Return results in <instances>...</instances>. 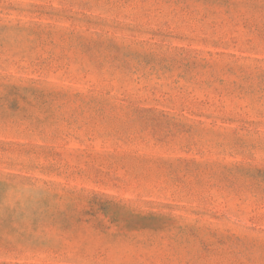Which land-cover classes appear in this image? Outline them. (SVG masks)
I'll list each match as a JSON object with an SVG mask.
<instances>
[{
    "label": "rangeland",
    "instance_id": "obj_1",
    "mask_svg": "<svg viewBox=\"0 0 264 264\" xmlns=\"http://www.w3.org/2000/svg\"><path fill=\"white\" fill-rule=\"evenodd\" d=\"M0 264H264V0H0Z\"/></svg>",
    "mask_w": 264,
    "mask_h": 264
}]
</instances>
